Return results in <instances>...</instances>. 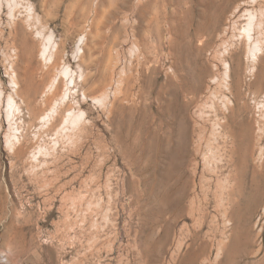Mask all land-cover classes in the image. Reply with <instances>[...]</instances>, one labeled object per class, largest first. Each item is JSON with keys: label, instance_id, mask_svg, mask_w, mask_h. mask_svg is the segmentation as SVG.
Returning a JSON list of instances; mask_svg holds the SVG:
<instances>
[{"label": "rangeland", "instance_id": "374dc122", "mask_svg": "<svg viewBox=\"0 0 264 264\" xmlns=\"http://www.w3.org/2000/svg\"><path fill=\"white\" fill-rule=\"evenodd\" d=\"M249 3L0 0V264H264V184L220 130L239 82L264 130Z\"/></svg>", "mask_w": 264, "mask_h": 264}, {"label": "bare ground", "instance_id": "6f19581e", "mask_svg": "<svg viewBox=\"0 0 264 264\" xmlns=\"http://www.w3.org/2000/svg\"><path fill=\"white\" fill-rule=\"evenodd\" d=\"M224 1L229 6H231L232 4H235V10L231 14L232 17H236V16L244 17V15H245L244 12L247 11L248 8H250V3H249L250 0L249 1L248 0H224ZM246 19L248 20V22H251V21H249L248 18H246ZM168 27H169V25H168ZM0 37L3 38V39H6V37L4 35H0ZM8 37H11L12 43L16 44V30H14V29L10 30L8 32ZM248 37H250V36H247L246 38H248ZM1 38H0V42H1ZM169 38H171V37H169ZM54 49H56V45L54 46ZM44 52H45V48L43 49L42 53L44 54ZM58 52H56V54H55L56 57L58 56ZM168 52H169V50H168ZM169 55H171V53ZM109 57L112 58L111 55ZM18 68L19 67H18L17 64H15V65L12 64V70H13L15 76H17ZM173 75L174 74H172L171 76L173 77ZM27 77H28V82H29V91L27 92L28 94L25 95L24 91L22 89L18 90L19 87H18L17 84H16L17 89L15 91H16V94L21 95L22 97H25L26 101L29 104V103L34 102L36 100L37 96L40 95V93H42L43 96L45 94L43 92H39L33 86V80L35 79V72L34 71H28ZM84 83H85V78H82L81 86H83ZM254 85L251 84L250 87H252V86L254 87L253 90H251V91H252L253 95L255 96L262 88H261L260 84H259V87H256V85L255 86ZM76 86H77V83L74 82L72 87L74 88ZM240 87H241V84L239 82L237 89L234 92H232V94H233V99H232L233 102H232V104L233 105L226 107L227 110H228V114H225V117L223 115L225 120H223V124L221 123V125H220L221 126L220 130L222 129V131H223V132L221 131V133H223L224 137L226 138V140H228L230 142L229 143L230 147L228 149H227V147H225L227 145L225 143H224L225 146H223V147H225L227 149V152L229 153L231 159H232L233 156L234 157L236 156L234 154H236V153L238 154L235 159L233 157V161H234L233 164L236 165V167H238V169H239L238 170V174H239L238 176H240L241 179L242 178L245 179V175L249 172L250 178L254 180V181H251L252 183L257 181V183H263L264 184V149H262V148L260 149L259 148V145H260V143L262 141V138H263L264 130H263V128L257 126V129H258L259 133L258 134H256L257 132L255 133V125H254V121H253V116L251 115L252 111H251L248 103L244 100L243 92L241 91ZM231 90H234V89H231ZM157 94H159V93H157ZM216 124H218V123H216ZM226 149H225V151H226ZM232 167H234V166L232 165ZM235 171H236V169H235ZM231 173H232V171H231ZM229 174H230V172H229ZM229 174H227V175H229ZM231 177H232V175H231ZM236 177H237V175L234 178H236ZM225 180H226V178H225ZM229 182L230 181H228L227 183H229ZM252 183H251V185H252ZM257 183H256V187L258 185ZM239 184H240V181H239ZM225 187L228 188V186H225ZM252 188H253V186H252ZM258 188H259V186H258ZM253 190L255 191V189H253ZM263 191L264 190H262V193H263ZM243 192H246V191L243 190ZM243 192H242V194H243ZM255 193H257V192H255ZM262 193H261V191H259L258 194L255 195L256 196L255 197L256 201L258 199H260ZM228 194L226 193L227 196H228ZM242 194H241V196L244 195V194L243 195ZM248 195H250V194H248ZM249 200H251V199H248V202H249ZM255 200H253V201H255ZM256 201H255V205H256ZM248 204L249 203H247V205ZM260 205H261V202H260ZM249 206H251V205H249ZM249 206H247V207H249ZM255 209H257V208H255ZM247 210L249 211V209H247ZM249 213H251V212H249Z\"/></svg>", "mask_w": 264, "mask_h": 264}]
</instances>
